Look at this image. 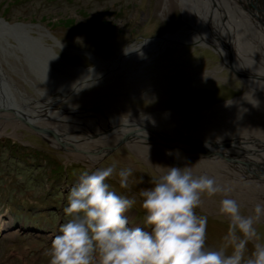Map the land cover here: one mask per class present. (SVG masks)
I'll use <instances>...</instances> for the list:
<instances>
[{
	"label": "rangeland",
	"instance_id": "obj_1",
	"mask_svg": "<svg viewBox=\"0 0 264 264\" xmlns=\"http://www.w3.org/2000/svg\"><path fill=\"white\" fill-rule=\"evenodd\" d=\"M229 1L245 22H233L224 11H213L204 21L192 19L193 13L183 10L191 0H0V110L25 112L21 120L14 115L15 121L3 124L0 135V264H49L52 241L69 219L68 194L97 167L115 166L110 188L135 197L127 214L133 225L143 226L139 193L154 181L150 161L193 166L200 161L196 173L232 189L227 195L241 204L244 215L264 200V90L258 92L262 85L253 82L260 86L246 94L253 84L245 77L264 66V56L252 68L249 61H228L220 42L212 40L222 32L211 24L216 20L226 31L233 25H264V0ZM256 9L263 13L258 16ZM241 40L235 42L238 50L255 46L263 52L258 42ZM139 46L145 48L137 57L124 59ZM233 99L240 100L238 106ZM223 102L231 108L224 104L188 115ZM169 115L198 123L183 122L184 138L165 146L160 138L183 132L160 127L166 134L154 142L156 134L149 130ZM124 124L127 129L144 125L145 132L138 128L129 139L122 134ZM73 146L85 151L81 159L68 152ZM125 167L132 168L127 189L118 177ZM253 167L255 177L246 173ZM223 198V192L202 197L199 212L208 217L210 248L221 247L228 232L229 222L219 212ZM259 232L264 238V224Z\"/></svg>",
	"mask_w": 264,
	"mask_h": 264
},
{
	"label": "clouds",
	"instance_id": "obj_2",
	"mask_svg": "<svg viewBox=\"0 0 264 264\" xmlns=\"http://www.w3.org/2000/svg\"><path fill=\"white\" fill-rule=\"evenodd\" d=\"M175 155L180 158L178 151ZM199 162L193 166L150 161L154 181L139 193L143 226L133 225L127 215L135 197L117 194L107 182L117 174L115 166L83 174L68 194L64 213L69 219L52 241L49 264H264L259 232L264 200L254 204L251 214H242L241 204L227 195L232 189L196 173ZM131 175L130 167L119 170L121 188H128ZM222 192L219 212L229 222L228 232L221 247L210 248L208 217L199 209L205 194L212 198Z\"/></svg>",
	"mask_w": 264,
	"mask_h": 264
},
{
	"label": "bare ground",
	"instance_id": "obj_3",
	"mask_svg": "<svg viewBox=\"0 0 264 264\" xmlns=\"http://www.w3.org/2000/svg\"><path fill=\"white\" fill-rule=\"evenodd\" d=\"M215 1H216V3L217 4H215L216 6H218V7H212V4L213 3H215ZM255 1V0H254ZM213 2V3H212ZM254 3V2H253ZM198 4H201L200 6H203V7H201V9L199 8V5ZM210 6H211V8H210ZM222 6V7H221ZM185 9H183L184 11H185V14H187V16L189 15V16H192V13H193V16H192V19H193V17H195V19L197 20H202V21H204L205 19L207 20V18H213L212 17V12L214 11V12H222L223 13V11L225 12L224 14H226V16L228 17V15H229V17H232V15H233V22H235V21H237V22H239V20H240V22H245V21H242L241 19V16H239V15H236L234 12H235V10H233L234 8H233V3L232 2H230L229 0H191V3L190 4H187V5H184L183 6ZM256 7V6H255ZM250 8H253V7H250ZM186 10H188L187 12H186ZM190 11V12H189ZM253 11H254V8H253ZM256 11V14L259 16V15H261L262 13H263V10L262 9H256L255 10ZM192 12V13H191ZM201 12H202V15H200L201 14ZM191 13V14H190ZM215 14V13H214ZM223 14V15H224ZM217 15V14H216ZM218 16V15H217ZM249 16H251V17H253L252 15H249ZM220 17V16H219ZM224 17V16H223ZM222 17V18H223ZM201 18V19H200ZM263 18H264V15H263ZM219 19V18H218ZM220 20V19H219ZM215 21L216 20H214V22L213 23H211V24H213L214 25V27H217V29L218 30H221V32H222V35H220V38H218V36H214L216 39H214V38H212V40H215V41H219L220 42V45L218 44V46H219V48H220V52H221V54H223V57L225 58V59H227L228 61H230L231 62V60H232V63H233V61H234V64H235V62H236V64H240V63H247V61H249L250 63V65H247V66H249L250 68H252L254 65H255V63H258V62H262L261 60L263 59L262 58V56H264V25L263 24H260L261 25V27H260V25H258V24H247V25H244V26H241L240 27V25H237V26H235V25H233V29H231V30H225V29H223V28H221L220 26L221 25H218L217 26V24H215ZM258 22V21H257ZM1 25V24H0ZM243 25V24H242ZM19 29H22V28H24L23 26H17ZM7 28V27H6ZM203 28V27H202ZM228 28L230 29V27L228 26ZM25 29V28H24ZM231 32H233V35H231ZM177 36H178V34H176V35H170V38L172 37V38H177ZM204 36V35H203ZM233 36V37H232ZM211 38V37H210ZM206 39V38H205ZM220 39V40H219ZM241 39H245V40H241ZM211 40V39H210ZM242 41V43H246L245 41H249L250 43L252 42H258L256 45H259L260 46V48L262 49V47L261 46H263V49H262V51L263 52H256V48H255V46L250 50L248 47L246 48L245 46H244V48H245V50H238V47H236L235 46V42L237 41V42H239V41ZM259 40H262V42L261 43H259ZM254 44V43H253ZM246 45V44H245ZM250 45V44H249ZM248 46V45H247ZM145 48V46H139L138 48H133V49H131V53H129V54H127V55H125V57H124V59L126 58V57H128V56H132V57H137L138 55L137 54H139L140 52H138V51H142V49H144ZM243 49V48H242ZM136 52H138V53H136ZM263 53V54H262ZM231 59V60H230ZM114 64H115V62H114ZM264 64V63H263ZM255 67H256V65H255ZM263 67V68H262ZM262 67H261V69H258V68H252L251 70H249V74H247L248 76H245L246 78H249L248 80H250L251 82H252V84H253V82H258V83H260L261 85H262V89L259 91L258 90V92H262V90H264V66L262 65ZM78 72V71H77ZM80 72V71H79ZM89 72V71H88ZM90 74H94V73H90ZM78 79V78H77ZM82 85V84H81ZM258 86H256L255 84H253V86L251 85L250 86V88L249 89H247V91H246V94L247 93H253V90H254V88H255V86L256 87H259L260 85L259 84H257ZM78 86H80V84L78 85ZM245 86H246V84H245ZM247 88H248V86H246ZM260 89V88H259ZM244 95V96H247V95ZM252 96V95H251ZM236 99H233V100H231V101H235ZM242 100V99H241ZM239 101V102H238ZM228 103V102H227ZM240 103V100H237V101H235L233 104L235 105V106H238V104ZM224 104H226V103H223V104H220L219 105V103H217V104H214V105H212V106H210L208 109H205L204 111H205V113H208L209 111H213V110H215V109H217L216 107H218V106H221V105H224ZM8 107H6L5 108V110L3 111L2 109L0 110V113H2L1 115H3V114H7L8 116H0V125H1V127H0V135L2 134V132H3V128H4V126L5 125H3V124H5V123H7L8 122V120H13V121H15V119H14V115H16V117L18 116V118H20V120H21V115H22V113H21V111L22 112H24V110H18V112H17V110H13L12 112L10 111V110H12V108L11 107H9L8 109H7ZM211 108V109H210ZM230 108H231V105H230ZM9 111V112H5V111ZM167 112V111H166ZM166 112H162V113H166ZM25 113V112H24ZM23 113V114H24ZM36 115V114H35ZM10 116V117H9ZM13 116V117H12ZM25 116H26V118H28L29 120H33V121H35L36 119H35V116H34V118H32V117H30V116H28V115H26L25 114ZM190 117L191 116H195L194 114L193 115H189ZM190 117H186V116H184V118L183 119H181V117L180 116H166V119L164 120H162V121H158L159 122V124L161 125V126H159L158 125V127L157 126H153V129H151L150 128V133H151V130L154 132V134H156V136L153 138V140H154V142L155 141H157L158 139H159V136H163L164 134H166V133H161V129L165 132V131H169V130H171V134H172V132L174 133L175 131H174V129L175 130H178V129H186L187 128V126L188 125H183L184 123H187V121H189L190 122V125L191 126H193L194 127V124L195 123H198L197 122V120H193V119H195L194 117H193V119L192 118H190ZM4 118H5V120H4ZM28 119H27V121H28ZM167 119H171V120H167ZM181 119V120H180ZM20 120H17V121H20ZM22 121L24 122V123H26V120L25 119H22ZM38 121V120H37ZM176 121V122H175ZM39 122V121H38ZM184 122V123H183ZM33 123V122H32ZM35 123V126H37L38 124H37V122H34ZM34 125V124H33ZM120 126V125H119ZM131 126H135V125H133V124H131ZM122 127H123V129H127V128H130L127 124H124V125H122ZM142 127V128H141ZM143 127H146V126H139L138 128L142 131V132H145V130L143 129ZM161 127V129H159ZM138 128H136V126H135V129H127L126 131H127V133L126 132H122V134L124 133V134H126L127 136H129L128 138L129 139H131L132 137L133 138H135V134L133 133V132H137V130L136 129H138ZM176 128H178V129H176ZM182 131L181 130V132H183V133H179V132H175L174 133V135L176 134V136L177 137H174V136H172L171 138L168 136V135H164L165 137L164 138H160V140H162L165 144V146H167L166 144H169L168 142L169 141H180V140H182L183 138H184V136H182L183 134H184V132L185 131ZM155 132H157V133H155ZM186 132H188V131H186ZM121 134V135H122ZM145 137V136H144ZM143 137V138H144ZM167 137H169V139L167 138ZM174 137V138H173ZM182 137V138H181ZM207 137V136H206ZM212 137V136H211ZM209 138L211 141L212 140H218L217 139V137H215V138ZM155 138H158V139H155ZM166 139H168V140H166ZM139 140V139H138ZM143 140V139H142ZM188 140V139H187ZM159 142V141H158ZM163 142H161L160 141V143L162 144ZM181 142V141H180ZM183 142H184V140H183ZM188 142V141H187ZM186 142V143H187ZM214 142H216V143H221L219 140L218 141H214ZM73 143H75V142H73ZM191 143V142H190ZM76 144H78V143H76ZM160 144V145H161ZM185 144V143H184ZM187 144H189V143H187ZM192 144V143H191ZM163 145V146H164ZM186 145V144H185ZM187 146V145H186ZM189 146H190V144H189ZM83 149L85 148V146H81ZM171 147V146H170ZM227 146L225 145L224 146V148H226ZM191 148V147H190ZM188 149V148H187ZM186 149V150H187ZM82 150V149H81ZM81 150H79L78 151V147L77 146H73V147H71V149L70 150H68V152L69 153H71L72 155H73V158H75V159H81V157H83V154L82 153H84L83 151H81ZM174 150V149H173ZM197 151H199V148H197ZM186 152H188V150L186 151ZM175 153V152H174ZM189 153H191V152H189ZM198 153V152H197ZM192 154V153H191ZM190 154V155H191ZM199 154V153H198ZM229 159H231V157H228ZM234 158V157H233ZM264 160V159H263ZM231 161H233V159H231ZM263 162V161H262ZM254 163V162H253ZM261 165V164H260ZM260 165H258V166H260ZM258 168V167H257ZM264 168V167H263ZM231 169H233V168H231ZM253 170V172H251V170H249V171H247L246 173H253L252 175H253V177H255L254 176V169H255V167H253L252 168ZM258 170H260L261 171V173H262V170L260 169V168H258ZM236 171H237V169H236ZM238 172H239V170H238ZM257 182V181H256ZM260 189V188H259ZM251 193V192H250ZM261 194H263L262 192H260Z\"/></svg>",
	"mask_w": 264,
	"mask_h": 264
},
{
	"label": "water",
	"instance_id": "obj_4",
	"mask_svg": "<svg viewBox=\"0 0 264 264\" xmlns=\"http://www.w3.org/2000/svg\"><path fill=\"white\" fill-rule=\"evenodd\" d=\"M228 102H230V101H228ZM223 103H227V102H223ZM223 103H219V105L220 104H223ZM211 109V108H210ZM205 110V109H204ZM203 109H202V111H198V112H193V113H187L188 115H196V116H201L202 115V113H204L205 111H204ZM168 113V112H167Z\"/></svg>",
	"mask_w": 264,
	"mask_h": 264
}]
</instances>
